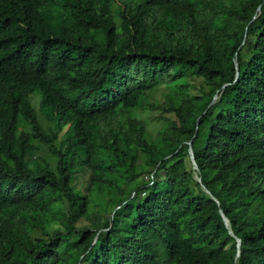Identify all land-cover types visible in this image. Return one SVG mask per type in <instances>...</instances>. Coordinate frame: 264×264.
Wrapping results in <instances>:
<instances>
[{
    "label": "trees",
    "instance_id": "1",
    "mask_svg": "<svg viewBox=\"0 0 264 264\" xmlns=\"http://www.w3.org/2000/svg\"><path fill=\"white\" fill-rule=\"evenodd\" d=\"M0 264H264V0H0Z\"/></svg>",
    "mask_w": 264,
    "mask_h": 264
},
{
    "label": "rangeland",
    "instance_id": "2",
    "mask_svg": "<svg viewBox=\"0 0 264 264\" xmlns=\"http://www.w3.org/2000/svg\"><path fill=\"white\" fill-rule=\"evenodd\" d=\"M155 96L156 98L158 99H161V89L157 90L155 92ZM35 107H37V104H38V98L35 96V102L33 103ZM139 117L141 118H144L146 120L147 123L151 122V120H154L151 115L149 116L148 112L147 111H143V112H139L137 114ZM150 125V128H151V131L155 133V130L156 128L159 126V123L158 125H153V124H149ZM87 176L86 174H81V175H78L77 178L75 179V181L77 182L79 188L78 190L80 191L81 194H84V190L86 189V187H84V184L87 182Z\"/></svg>",
    "mask_w": 264,
    "mask_h": 264
},
{
    "label": "water",
    "instance_id": "3",
    "mask_svg": "<svg viewBox=\"0 0 264 264\" xmlns=\"http://www.w3.org/2000/svg\"><path fill=\"white\" fill-rule=\"evenodd\" d=\"M257 11H259V9H257ZM257 13H258V12H257ZM255 16H256V14H255ZM255 16H254V17H255ZM236 76H238V73H236ZM216 99H217V97L214 96V97L212 98L210 104L214 103ZM187 143H188V145H189L188 152H189V157H190L191 162H192V168H193V170H194V171H193L194 178H195L199 183H201V178L198 176V173H197V172H198V167H197V165H196V163H195V161H194V157H193V154H192V150H191V146H190V141H188ZM201 187H202V188H203L208 194H210V192H209V191H208L203 185H201ZM220 213H221V216H222V218H223V222H224L225 226L227 227L229 233L233 235V232H232V230H231V228H230V223H229L227 217L223 214L222 211H220ZM235 238H236V241H237V247H238L237 255H238V253H239V246H240V239L237 238V237H235Z\"/></svg>",
    "mask_w": 264,
    "mask_h": 264
},
{
    "label": "clouds",
    "instance_id": "4",
    "mask_svg": "<svg viewBox=\"0 0 264 264\" xmlns=\"http://www.w3.org/2000/svg\"><path fill=\"white\" fill-rule=\"evenodd\" d=\"M32 97H35V95H33ZM37 97V96H36ZM38 98V97H37Z\"/></svg>",
    "mask_w": 264,
    "mask_h": 264
}]
</instances>
